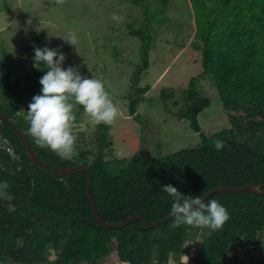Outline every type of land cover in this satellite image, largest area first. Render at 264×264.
<instances>
[{"label": "trees", "instance_id": "1", "mask_svg": "<svg viewBox=\"0 0 264 264\" xmlns=\"http://www.w3.org/2000/svg\"><path fill=\"white\" fill-rule=\"evenodd\" d=\"M171 1L158 0L159 8L149 13L148 0H124L138 6L144 15L142 28L130 31L141 42V63L132 75L133 85L127 95L128 116L134 120L148 90L137 86L140 74L149 66L153 38L148 24L157 14L163 15ZM189 2L195 22L191 47L200 51L199 77L211 76L230 127L212 134L202 132L197 114L211 101L197 94L198 77H192L183 91L184 108L179 113L199 137L195 147L165 156L137 152L129 158L109 156L106 160L111 146L110 125H96L98 149L84 167L92 175L93 202L106 222L139 216L157 223L169 215L174 203L160 191L167 184L192 197H203L218 187L264 184V0ZM0 3L7 9L5 0ZM42 39L43 34H39L26 47L32 61L34 47L42 48ZM41 68L32 74L30 103L33 96L41 94L39 80L46 71L43 65ZM11 76L8 54L2 49L0 113L8 119L23 105L20 79L12 80ZM160 96L164 102L172 98L170 90L160 91ZM1 125V135L17 153V172L8 175L0 171V183L6 181L9 185L0 190L6 193L0 194V264H106L112 253L118 264H170L171 256L180 255L186 243L197 238L201 244L194 258L175 264H237L236 250L249 254L245 249L249 243L258 245L264 253L260 237L264 230V196L247 192L210 196L208 199L218 200L230 216L216 231L184 224L176 227L174 219L152 229L134 221L122 229L109 230L92 214L86 197V174L62 178L35 166L20 141L4 123ZM14 125L43 162L59 168L74 165L37 145L29 134L26 115ZM215 140L224 141L225 147L216 150ZM229 250L233 251L231 260Z\"/></svg>", "mask_w": 264, "mask_h": 264}, {"label": "rangeland", "instance_id": "2", "mask_svg": "<svg viewBox=\"0 0 264 264\" xmlns=\"http://www.w3.org/2000/svg\"><path fill=\"white\" fill-rule=\"evenodd\" d=\"M5 1L7 9L0 3V58L4 49L12 69L11 79L18 77L23 88V105L13 117V123L26 115L32 74L36 71L26 47L43 34L42 48L65 53L63 68L77 67L82 76L101 79L119 109L118 118L109 128L111 146L106 160L109 156L129 158L137 152L146 156H165L181 148L197 146L198 135L187 121L179 118L180 110L184 108L181 97L192 77H198L197 94L211 101L209 107L197 114L202 132L212 134L230 127L211 76L199 77L200 51L191 47L195 22L189 0H172L167 4L166 12L157 14L148 24L153 38L149 66L137 82L138 87L148 90L137 108V120L128 116L127 95L133 85L132 75L141 63V42L130 32L142 28L144 15L138 6L124 0ZM159 6L158 0H148L149 13ZM114 14L122 20L114 21ZM162 90H170L172 98L164 102L160 96ZM74 115L75 153L71 159L64 160L86 166L98 149L96 125L79 105H74ZM260 237L264 245V230ZM200 244L199 238L189 240L182 253L171 256L169 263L193 259ZM232 250L227 253L229 260L233 258ZM242 250H236L237 264H253L252 253L244 254ZM106 264H118L115 253L107 258Z\"/></svg>", "mask_w": 264, "mask_h": 264}, {"label": "clouds", "instance_id": "3", "mask_svg": "<svg viewBox=\"0 0 264 264\" xmlns=\"http://www.w3.org/2000/svg\"><path fill=\"white\" fill-rule=\"evenodd\" d=\"M112 19L119 22L122 17L114 14ZM32 59L34 69L43 70V65L46 71L39 80L41 94L33 96L26 111L29 134L40 147L50 149L63 159H71L76 142L74 105L82 106L95 125H112L119 116V109L101 79L82 76L77 67H62L66 54L61 50L34 47ZM213 145L218 151L225 147L222 140L213 141ZM8 187L6 181L0 183V190ZM160 191L174 201L169 216L174 218L176 227L184 224L216 231L230 219L227 208L216 199L205 201L201 196H186L171 184L161 186Z\"/></svg>", "mask_w": 264, "mask_h": 264}, {"label": "water", "instance_id": "4", "mask_svg": "<svg viewBox=\"0 0 264 264\" xmlns=\"http://www.w3.org/2000/svg\"><path fill=\"white\" fill-rule=\"evenodd\" d=\"M0 121L3 122L10 129V131L14 134V136L20 141V144L23 147L24 152L26 153L28 159L35 166H37L41 169H45L46 171L50 172L51 174L58 176V177H62V178L69 177L70 175L77 174V173L86 174V176H87L86 197H87V200L89 202L92 214L94 215L95 219L97 220V222L102 227L109 229V230H117V229H122L123 227L127 226L128 224H130L134 221H140L144 227L152 229L156 226H161V225L171 221L172 219H174L173 217H170L168 215V216L164 217L163 219H161L160 221H158L157 223H151L142 217L130 216V217L122 220L121 222H118V223H109V222L104 221L100 217V215L96 209V206L93 202L92 193H91L93 179H92L91 173L89 172V170L86 167L80 166V165H70L66 168H59V167H55V166H52V165H49V164L43 162L42 159L37 155V153L33 149V147L30 145V143L27 141V139L24 137V135L19 130H17V128L15 127V125L12 123V121L10 119H8L7 117H5L3 114L0 113ZM263 188H264V184H250V185H247L244 187L224 186V187H218L216 189H213V190L207 192L201 198L202 199L205 198V201H206L213 194H217V193L237 194L240 192H247V193H252V194L264 196V191L262 190Z\"/></svg>", "mask_w": 264, "mask_h": 264}, {"label": "flooded vegetation", "instance_id": "5", "mask_svg": "<svg viewBox=\"0 0 264 264\" xmlns=\"http://www.w3.org/2000/svg\"><path fill=\"white\" fill-rule=\"evenodd\" d=\"M12 119L10 120L12 121ZM1 123L3 122L0 121V127L2 128ZM15 123L16 122H14L13 124ZM0 140L3 142V145L0 146V171L8 175H13L17 172V153L13 151L10 146V142L8 141V139L3 137L1 133ZM6 157L8 159H6Z\"/></svg>", "mask_w": 264, "mask_h": 264}, {"label": "built area", "instance_id": "6", "mask_svg": "<svg viewBox=\"0 0 264 264\" xmlns=\"http://www.w3.org/2000/svg\"><path fill=\"white\" fill-rule=\"evenodd\" d=\"M245 249L253 254L255 264H261L264 261V253L258 250V245L249 243Z\"/></svg>", "mask_w": 264, "mask_h": 264}]
</instances>
